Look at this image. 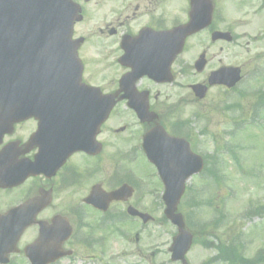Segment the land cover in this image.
Segmentation results:
<instances>
[{
	"label": "flooded vegetation",
	"instance_id": "1",
	"mask_svg": "<svg viewBox=\"0 0 264 264\" xmlns=\"http://www.w3.org/2000/svg\"><path fill=\"white\" fill-rule=\"evenodd\" d=\"M72 1L80 18L66 47L25 40L16 50L21 63L10 67L16 78L7 108L24 113H0V234L9 238L0 244L8 264H30L25 250L40 230L54 236L62 255L48 264L88 263L121 243L129 248L125 256H140L139 241L155 226L158 204L163 208V184L143 151L144 135L162 127L198 153L192 143L205 135L212 102L235 88L208 87L199 100L191 86L237 67L248 74L253 60L264 59V0ZM250 18L261 23L254 34ZM193 22V32H177ZM252 47L260 51L248 58ZM93 87L97 99L116 100L98 130L87 112ZM182 148L177 144L176 153ZM129 208L154 219L144 222Z\"/></svg>",
	"mask_w": 264,
	"mask_h": 264
},
{
	"label": "rangeland",
	"instance_id": "2",
	"mask_svg": "<svg viewBox=\"0 0 264 264\" xmlns=\"http://www.w3.org/2000/svg\"><path fill=\"white\" fill-rule=\"evenodd\" d=\"M262 13L264 15V11ZM259 25H261L260 21L250 18L248 33H256ZM261 48L264 49V45ZM258 51L260 50L252 47L248 52V58L253 57ZM259 65L260 68L263 64L259 63ZM263 68L264 66L261 70ZM261 70L259 75L248 74V78H244L242 84L238 86L234 95L235 100L233 99L237 101L238 110L230 114L233 118L231 122L219 125L221 119L219 113L213 112L210 115L212 120L208 127L210 135H218L223 129H233L231 125L233 122L237 124L245 121L246 125L243 130L235 132L232 139L235 146L234 158L237 157V160L222 155V159L218 161V183L213 184L206 179L203 182L193 179L189 183L192 189L188 192L189 201L179 207L182 214L191 217L193 232L200 233L186 256L190 264H220L210 259L216 254L217 245L219 244L217 251L222 247V242L238 245L244 254L243 260L248 261L247 264H261L255 259L259 255L264 256V212L262 211L264 209V111L260 116H255L252 110L258 100L253 94L254 91L258 88L264 91V72ZM240 93L244 96L238 97ZM226 121H228L227 117ZM210 135L199 138L200 144L196 145L201 152H212ZM200 192V196L195 195ZM205 201L209 204L203 206L202 203ZM153 215L156 219L155 226L149 228L148 233L138 244L140 256H125V251H129L128 246H122V243L113 244L109 247L108 254L93 256L88 264H174L169 262L166 249L171 235L175 233V228L161 222L162 208L159 204ZM204 241H209L211 246L205 248Z\"/></svg>",
	"mask_w": 264,
	"mask_h": 264
},
{
	"label": "water",
	"instance_id": "3",
	"mask_svg": "<svg viewBox=\"0 0 264 264\" xmlns=\"http://www.w3.org/2000/svg\"><path fill=\"white\" fill-rule=\"evenodd\" d=\"M7 1L11 2V0H0V42H4L8 38L6 21L10 17L9 16L10 13H9ZM16 1L17 0H12L13 10H14L15 4L17 3ZM29 1L30 0H19L20 10L24 8L25 4ZM68 9L69 8L67 5V0H62L61 13L57 21L55 22L56 24L55 29L58 33L60 32L61 40H69L71 36V26L73 23V19L70 20V22L66 21V13L68 12ZM6 62H7L6 47L0 44V88L6 87L5 85L6 64H7ZM197 91L199 92V96L203 95V93H200L201 88H198ZM112 104H113L112 97H109L108 105L107 107L105 106V109H104L103 118H105L107 113L110 111ZM145 143L149 147V142L145 140ZM147 151L152 152L149 149ZM158 158H159L158 156L155 157L152 154L150 155V159L156 163H158ZM186 161L188 162V164H186V167L188 169L183 170V175L181 176V183H179V185H176V187L172 186V184L167 181L166 171L163 168L159 167L160 174L162 175V177L164 178V181L166 182V190L163 196V199L166 202V209L164 213L172 221V223L177 225L178 227V234L173 238V243L170 248V251H172V260L175 261L179 259L182 261L183 264H187L184 259V255L191 245L192 236L185 229L181 215L176 213V207H177L179 198L183 191V181L188 176H190L192 173L199 171L202 166L201 160L197 158L196 156L192 155L190 152H189L188 158H186ZM40 245L43 249V253H46L44 252L46 251V245L44 244V242H41Z\"/></svg>",
	"mask_w": 264,
	"mask_h": 264
},
{
	"label": "trees",
	"instance_id": "4",
	"mask_svg": "<svg viewBox=\"0 0 264 264\" xmlns=\"http://www.w3.org/2000/svg\"><path fill=\"white\" fill-rule=\"evenodd\" d=\"M260 102H261V101H260ZM235 259H238V260H241V261H243L242 257H241V256H239L238 254H235Z\"/></svg>",
	"mask_w": 264,
	"mask_h": 264
}]
</instances>
